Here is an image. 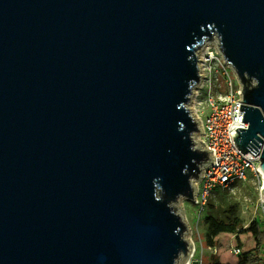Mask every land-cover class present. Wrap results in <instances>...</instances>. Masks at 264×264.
<instances>
[{
  "label": "water",
  "instance_id": "95a60500",
  "mask_svg": "<svg viewBox=\"0 0 264 264\" xmlns=\"http://www.w3.org/2000/svg\"><path fill=\"white\" fill-rule=\"evenodd\" d=\"M206 45L236 75L231 136L255 157L264 0H0V264L188 258L181 202L213 164L190 108Z\"/></svg>",
  "mask_w": 264,
  "mask_h": 264
},
{
  "label": "built area",
  "instance_id": "2783aa9c",
  "mask_svg": "<svg viewBox=\"0 0 264 264\" xmlns=\"http://www.w3.org/2000/svg\"><path fill=\"white\" fill-rule=\"evenodd\" d=\"M206 49L201 55L202 63L199 59L202 67L197 87L206 83L204 88L209 113L203 122L196 115L193 117L200 131L196 134V141L203 150L210 152L208 154L213 164L204 167L199 181L195 182L192 204L199 209V213H203L214 189L228 190L237 183L251 180L258 191L256 211L262 214L260 221L264 227V180L257 172L264 142L260 139L262 144L255 157L249 152L242 154L235 147L231 133L236 129H247V124L241 122L243 111H239L243 106L240 86L236 75L224 63L216 48L207 46ZM218 75L222 77L226 89L223 94L218 91L221 86ZM214 93H217L216 97ZM232 252L235 256L241 254L239 248H234Z\"/></svg>",
  "mask_w": 264,
  "mask_h": 264
},
{
  "label": "rangeland",
  "instance_id": "374dc122",
  "mask_svg": "<svg viewBox=\"0 0 264 264\" xmlns=\"http://www.w3.org/2000/svg\"><path fill=\"white\" fill-rule=\"evenodd\" d=\"M207 45L202 51L199 52V59L203 51L207 50ZM204 51V52H205ZM200 67L201 64H200ZM218 83L221 84L218 91L220 93L225 92V86L220 75H218ZM206 83L202 86L196 87L193 92L190 108L192 115H196L203 122L209 113V109L206 105ZM217 96V93H214ZM218 192L225 195L226 199H232L240 205L241 219L243 227L246 228L255 218L259 221L262 218V214L256 211L258 202V191L253 181L248 180L245 183H237L230 189L224 192L218 190ZM217 199L215 203H217ZM183 217L188 225L189 231L185 235V238L191 243L192 251L186 260H182L178 264H209L212 260H216L221 264H235L238 256H235L232 252L234 248L240 247V253L251 250L254 246V242L248 233L233 235H220L216 238L215 244L212 248H207L204 243V233L206 226L204 224V215L199 213V209L192 204L191 201L181 202Z\"/></svg>",
  "mask_w": 264,
  "mask_h": 264
},
{
  "label": "trees",
  "instance_id": "16d2710c",
  "mask_svg": "<svg viewBox=\"0 0 264 264\" xmlns=\"http://www.w3.org/2000/svg\"><path fill=\"white\" fill-rule=\"evenodd\" d=\"M214 189L204 209V243L207 248H212L218 236L226 234L236 236L248 233L254 242L251 250L240 254L235 264H264V227L255 218L246 228L243 227L240 205ZM216 199L218 200L215 203ZM238 248H240L238 246ZM209 264H221L212 260Z\"/></svg>",
  "mask_w": 264,
  "mask_h": 264
},
{
  "label": "bare ground",
  "instance_id": "6f19581e",
  "mask_svg": "<svg viewBox=\"0 0 264 264\" xmlns=\"http://www.w3.org/2000/svg\"><path fill=\"white\" fill-rule=\"evenodd\" d=\"M200 67V66H199ZM200 69H201V67H200ZM196 89V88H195ZM192 101V100H191ZM192 112V111H191ZM194 115V114H193ZM195 120H196V118H194ZM264 182V181H263Z\"/></svg>",
  "mask_w": 264,
  "mask_h": 264
},
{
  "label": "crops",
  "instance_id": "0c3cea01",
  "mask_svg": "<svg viewBox=\"0 0 264 264\" xmlns=\"http://www.w3.org/2000/svg\"><path fill=\"white\" fill-rule=\"evenodd\" d=\"M264 254V253H263Z\"/></svg>",
  "mask_w": 264,
  "mask_h": 264
}]
</instances>
